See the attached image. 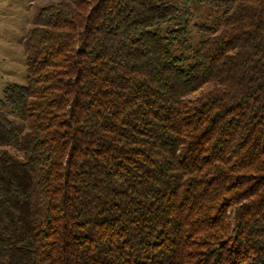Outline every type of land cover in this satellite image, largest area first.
I'll return each instance as SVG.
<instances>
[{
  "label": "trees",
  "instance_id": "obj_1",
  "mask_svg": "<svg viewBox=\"0 0 264 264\" xmlns=\"http://www.w3.org/2000/svg\"><path fill=\"white\" fill-rule=\"evenodd\" d=\"M190 1L232 8L190 55L171 0L39 9L0 100V264H264V0Z\"/></svg>",
  "mask_w": 264,
  "mask_h": 264
},
{
  "label": "rangeland",
  "instance_id": "obj_2",
  "mask_svg": "<svg viewBox=\"0 0 264 264\" xmlns=\"http://www.w3.org/2000/svg\"><path fill=\"white\" fill-rule=\"evenodd\" d=\"M60 0H0V100L10 84H25L27 82V64L24 41L29 29L34 25V18L41 7ZM178 7L181 21L186 22L190 37L185 46L177 52L186 55L193 53L199 42L207 33L199 25L220 28L225 15L232 8H220L209 2L200 5L190 0H171ZM15 123L21 120L10 115ZM9 149L19 153L17 148Z\"/></svg>",
  "mask_w": 264,
  "mask_h": 264
}]
</instances>
